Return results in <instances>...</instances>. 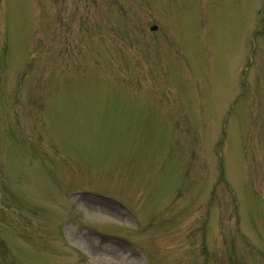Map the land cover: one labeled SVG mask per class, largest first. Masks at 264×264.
I'll return each instance as SVG.
<instances>
[{
	"label": "rangeland",
	"instance_id": "obj_1",
	"mask_svg": "<svg viewBox=\"0 0 264 264\" xmlns=\"http://www.w3.org/2000/svg\"><path fill=\"white\" fill-rule=\"evenodd\" d=\"M0 264H264V0H0Z\"/></svg>",
	"mask_w": 264,
	"mask_h": 264
},
{
	"label": "bare ground",
	"instance_id": "obj_2",
	"mask_svg": "<svg viewBox=\"0 0 264 264\" xmlns=\"http://www.w3.org/2000/svg\"><path fill=\"white\" fill-rule=\"evenodd\" d=\"M103 210L106 212H110L109 210H106V209H103ZM251 226H252V224H251ZM85 240L86 239L83 236V232L80 230L78 232V234L75 235V241H77L78 244L85 246V248H86V247H88L87 246L88 243L86 242L87 240L86 241ZM98 248H100L102 254L106 253L107 251H110V253H114V252L118 253V251H116V249L110 247V245L107 243H104V244L102 242L98 243Z\"/></svg>",
	"mask_w": 264,
	"mask_h": 264
}]
</instances>
